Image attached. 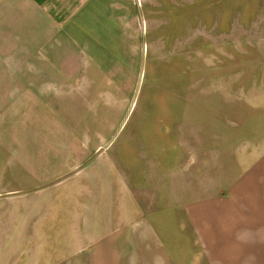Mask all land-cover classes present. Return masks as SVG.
I'll list each match as a JSON object with an SVG mask.
<instances>
[{
    "label": "rangeland",
    "instance_id": "rangeland-1",
    "mask_svg": "<svg viewBox=\"0 0 264 264\" xmlns=\"http://www.w3.org/2000/svg\"><path fill=\"white\" fill-rule=\"evenodd\" d=\"M115 1L136 100L110 264H264V0ZM88 252L55 260L95 264Z\"/></svg>",
    "mask_w": 264,
    "mask_h": 264
},
{
    "label": "crops",
    "instance_id": "crops-1",
    "mask_svg": "<svg viewBox=\"0 0 264 264\" xmlns=\"http://www.w3.org/2000/svg\"><path fill=\"white\" fill-rule=\"evenodd\" d=\"M116 3L0 0V264H58L62 250L121 262L119 141L136 99ZM153 152L140 155L172 166Z\"/></svg>",
    "mask_w": 264,
    "mask_h": 264
}]
</instances>
